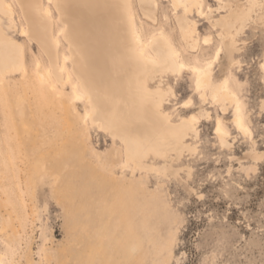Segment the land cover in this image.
I'll return each mask as SVG.
<instances>
[{"label": "rangeland", "instance_id": "374dc122", "mask_svg": "<svg viewBox=\"0 0 264 264\" xmlns=\"http://www.w3.org/2000/svg\"><path fill=\"white\" fill-rule=\"evenodd\" d=\"M7 1L12 12L0 10V37L20 44L22 61L3 69L0 60V264H84L87 243L97 238L104 247L91 264H133L126 252L131 244L124 240L126 223L108 219L97 206L110 188L109 179L101 178L100 159L111 147L120 149L122 160L105 175L129 180L140 175L147 191L166 205V216L156 213L152 219L164 236L169 229L173 233L164 264H264V0H153L151 8L142 0L89 1V10L96 6L107 14L109 7L112 19H104V29L63 20L56 0ZM69 3L71 15H86L82 4ZM124 24L141 32L155 62L137 53L138 43ZM218 46L222 50L214 61ZM62 54L71 57L66 72L58 67ZM206 62L211 67L197 88L192 68ZM178 63L184 64L181 72L173 66ZM36 67L49 71L61 97L40 81ZM79 68L101 87L106 80L119 87L125 98L120 104L132 103L137 113L141 105L146 108L144 127L129 125L132 142L107 124L105 114L113 111L108 95L101 106L92 98H74ZM228 72L235 77L229 85L241 100L246 133L235 126L233 102L213 97ZM18 95L35 146L50 156L60 138L62 102L73 101L72 130L84 159L77 160L69 138L65 165L52 168L48 160L42 178H30L32 156L16 143L14 117L6 107ZM218 120L223 137L215 131ZM139 136L150 147H142ZM51 175L60 180L53 182ZM132 251L135 257L137 249Z\"/></svg>", "mask_w": 264, "mask_h": 264}, {"label": "bare ground", "instance_id": "6f19581e", "mask_svg": "<svg viewBox=\"0 0 264 264\" xmlns=\"http://www.w3.org/2000/svg\"><path fill=\"white\" fill-rule=\"evenodd\" d=\"M56 1L60 9L61 18L68 22L79 19V20H82L81 23L83 24L91 23V26L93 27V29H99V27L104 26L103 24L104 19H106V21L107 20L111 21L112 19L111 16H108L109 7H105V10H107V14H103V12L98 11L99 10L98 6L100 5V3L102 4L103 2H105V0H85V1L71 0L72 4H82L84 6L83 8L86 11L85 12L86 15L82 17L80 16L78 17V15L73 16L69 13V8H68V6L70 5L69 0H56ZM89 1H93L95 2V4L99 3V5L97 6L98 12L95 10L96 6H95V9L92 7L94 10H89V8L85 7L86 5H88ZM48 2L52 3L53 0H48ZM142 2L148 8H151V4L154 5L153 0H142ZM174 3L176 4L177 1H175ZM192 5L195 6L194 4ZM10 8L11 6L7 0H0V10L2 11V13H5V14L11 13L12 11L10 10ZM44 14L50 15V10L48 9L47 6H45ZM115 23H119V21L116 20ZM123 30H125L126 32L132 31L134 35L133 36L134 40L138 43L137 48H136L137 53L144 59L148 60L149 62H155V56L153 54L152 55L148 54L146 51L145 44L142 40L141 32L140 31L135 32L133 28L132 30H129V28L125 24H124ZM22 33H25L28 35V30H23ZM72 33L74 34L73 31ZM73 37L75 38V36ZM152 40H153V37L150 39V43L152 42ZM204 41L208 43L209 39H207L206 37ZM54 43L56 46L59 44V40L56 37L54 38ZM226 47L228 48L227 53L230 52L231 48L229 47V43L226 45ZM106 50H109V52L112 53V49L110 47L106 46ZM221 50L222 48L219 46L216 48L214 55H213L214 61L218 60ZM1 52H2V55H1ZM108 57L110 58L109 60L112 63L113 56L110 54ZM1 59H2V67L3 65L5 66L6 63H15L16 65L20 64L22 61L20 44H18L14 40L6 41L3 37L2 38L0 37V60ZM67 59L71 61L70 55H67V54L61 55V58L59 59V64H58L60 72L65 71L67 69V65H66ZM167 64L172 65L171 62H167ZM211 64H212L211 62H206L205 66H202V67L196 66V65L193 66V68L197 69V71H193L194 72V83L197 88H201L203 84L205 83V79L207 78V72L210 69ZM103 65L104 64H102V67ZM182 65L184 67V64L182 63H178L176 65L174 64L173 66L177 72H181L183 69V67H181ZM262 67L264 71V64H262ZM4 68L5 67H3V69ZM80 72H81V77L80 76L78 77L73 71V74L76 75L75 77H77V80H75L76 82L73 83V85L71 84L73 93H74V98L78 101H84L85 99L92 98L95 105L101 106L103 100L107 98L103 94L105 93L106 95H108L111 101L110 106L113 111L110 114L109 113L105 114V116L108 117L106 120L107 124L115 128V130L117 129L119 131L118 133L122 134L124 138L129 140V143L132 142L130 137L127 135V132L130 131V128H131L129 127V125L134 123L137 129H140L141 126L144 127L145 119L147 115V112L145 110L146 108H144L141 105L142 109L137 113L132 103L127 102L126 104L122 102L120 104L119 101H121V99L125 100V98H123V92L119 87L112 86L107 80L106 82L104 81L105 83L102 82V87H101L100 82H98V80L92 79L90 75L86 73V71L84 70L81 71L79 68V73ZM37 73L39 75L40 81L48 82L55 96L57 98L61 97L60 93L55 89V84L50 78L51 74H49V71L47 69L39 70L37 68ZM67 74H66L67 79H69V74L68 75ZM230 81H235V77L231 72L222 81L221 84L214 86L213 97L215 98L216 101L220 100V101L233 102L234 114H235L234 115L235 126L237 127L236 121L237 119H239L242 127L248 130V127L246 126L243 116H242L241 100L237 96V93L229 85ZM92 83L94 85H91ZM131 86L133 85L131 84ZM79 87L81 88V93H78L77 91ZM132 98H134V96H132ZM22 100L23 99L18 95L14 99V101H10L8 103V106L6 107L7 109L10 107L9 109L11 113L8 110L9 115L11 114L12 118L14 117V120L11 118L12 119L11 126L14 131L13 133H14L16 143L19 145L20 149L26 151L28 155H30V157L32 156L31 159L28 161L30 178H32V176L36 174V177H39L41 179L42 175L46 172L45 168L48 163L47 162L48 160L52 164V168H58V165H62V166L65 165V161L68 159V153H69L68 146H66V141H69V138L71 140L69 146L73 147L74 150H76V152L78 153L77 160L80 161L84 159L83 150L79 147L80 143H78L77 134L76 133L74 134L72 130L73 121H75L74 119L76 118V117L74 118V112L76 111H75L74 105L72 104L73 101L72 102L71 101L62 102V106L60 109V115H59L61 119L60 138L55 143L56 148L54 147L55 148L54 155L50 156L49 151H47L46 153L41 152V150L39 151L37 147L35 146L36 145V141L34 139L35 133H32L31 131L32 128H30V124L28 123V119L26 118V113L23 110V108H21L22 102H23ZM89 116H90V112L86 111L82 118L83 121L85 122ZM222 123L223 121L221 122V124ZM237 129L241 132H244L238 127ZM162 130H163V133L166 132L164 128H162ZM164 137L166 138V135ZM138 138H139V143H141L142 147L144 148L150 147L149 145H147L146 141L142 140V138L140 139V136ZM111 148L112 149L111 150L109 149L110 151H108L106 155L100 159V162L103 167V170L101 171L99 170L101 178L102 180L109 179L110 188L107 191V193L104 192L102 195L99 196V199L97 202L98 209L106 213L108 219L114 218L120 222L123 221L126 223L127 230L125 232L124 237H127V236L128 237L125 238L124 240L126 241L128 239H131V244H129L130 246L126 250V252L128 254V259L133 260V264H164L166 263L167 260H169L168 258L170 257L171 252H172L173 233L171 229H169L168 233L164 236L161 231V228L157 226L156 223H154L152 219L154 218L153 216L156 213L166 216V213H167V210L165 209L166 205L163 204L161 199L158 198L156 194H150L147 191V188L144 186V182L140 180L141 178H143L140 175L133 178L132 180H129L128 177H126L125 175L116 176L115 174H112V176H109V177L105 175L104 173L105 170L108 171V170L113 169L115 163L122 160L121 159L122 153H120V149L117 150V148H113V147ZM50 177L53 180V182H57L60 180L59 176L51 175ZM107 195H110V199L106 198ZM90 203H91V200L89 197L87 199V206H90ZM86 214L88 215V212ZM139 234H142L143 236L139 238ZM87 244H88V247L86 248V251H85L84 264H91L93 254L97 252L98 250H101L104 247V245L100 238H97V241L94 244L91 242H88ZM134 249H137V255L135 257L132 251ZM1 255L2 254H0V257ZM0 261H1V258H0Z\"/></svg>", "mask_w": 264, "mask_h": 264}, {"label": "snow or ice", "instance_id": "6c2138e0", "mask_svg": "<svg viewBox=\"0 0 264 264\" xmlns=\"http://www.w3.org/2000/svg\"><path fill=\"white\" fill-rule=\"evenodd\" d=\"M181 67H183V65ZM192 71H197V69L193 68ZM198 84H199V82H198ZM190 103H191V101L186 103L184 105V107H188ZM236 124H237V127L240 128L242 131H244L245 133L247 132V130L242 127L239 119H237ZM215 130H216V133L221 137H223L226 134L224 129H223V126L219 120L216 122V129ZM221 143H223V140H221Z\"/></svg>", "mask_w": 264, "mask_h": 264}]
</instances>
